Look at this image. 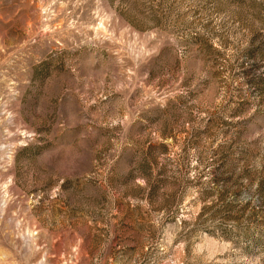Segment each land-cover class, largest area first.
<instances>
[{
	"label": "rangeland",
	"instance_id": "obj_1",
	"mask_svg": "<svg viewBox=\"0 0 264 264\" xmlns=\"http://www.w3.org/2000/svg\"><path fill=\"white\" fill-rule=\"evenodd\" d=\"M0 264H264V0H0Z\"/></svg>",
	"mask_w": 264,
	"mask_h": 264
}]
</instances>
